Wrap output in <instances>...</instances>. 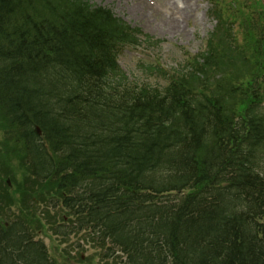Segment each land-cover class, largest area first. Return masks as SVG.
I'll list each match as a JSON object with an SVG mask.
<instances>
[{
	"label": "trees",
	"instance_id": "obj_1",
	"mask_svg": "<svg viewBox=\"0 0 264 264\" xmlns=\"http://www.w3.org/2000/svg\"><path fill=\"white\" fill-rule=\"evenodd\" d=\"M209 2L203 48L152 84L117 55L157 41L110 8L0 0V264L57 261L26 213L52 181L53 233L106 262L264 264V3Z\"/></svg>",
	"mask_w": 264,
	"mask_h": 264
},
{
	"label": "rangeland",
	"instance_id": "obj_2",
	"mask_svg": "<svg viewBox=\"0 0 264 264\" xmlns=\"http://www.w3.org/2000/svg\"><path fill=\"white\" fill-rule=\"evenodd\" d=\"M261 1L264 3V0ZM91 2L112 9L115 16L126 24L140 28L144 34L150 35L158 42L155 46L144 44L136 48H126L119 54L118 62L131 79H148L153 82L160 80L157 76L148 77V74L138 67L139 64L157 63L167 70L177 68L186 57L203 48L206 37L215 26L213 18L208 14L210 4L207 0H91ZM2 120L0 119V129ZM7 134L6 131L4 136ZM4 136L0 130V142ZM17 177L20 178L18 173ZM28 178L31 180L32 176ZM39 184L30 181L25 188L32 191L36 187H42ZM53 186L52 181L45 186L47 188L42 187V194L47 197L32 198L34 203L26 209V213L39 222L40 217L42 218L43 225L36 230L34 237L44 242L51 256L57 259L54 261L55 264H120L118 259L116 262L101 260L98 252L84 240L83 235L87 231L73 233L68 238L53 233L50 214L56 216L53 221H57L55 223L57 227L60 224L70 226L74 220L68 214L61 215L59 210L46 208L49 201L59 199L55 197L56 189ZM12 195L14 198L18 196ZM14 211L18 214L17 209Z\"/></svg>",
	"mask_w": 264,
	"mask_h": 264
},
{
	"label": "bare ground",
	"instance_id": "obj_3",
	"mask_svg": "<svg viewBox=\"0 0 264 264\" xmlns=\"http://www.w3.org/2000/svg\"><path fill=\"white\" fill-rule=\"evenodd\" d=\"M173 1H174V0H173ZM185 1H188V0H185ZM174 3H175V2H174ZM175 5H176V8H178V7H177V2H176V4H175Z\"/></svg>",
	"mask_w": 264,
	"mask_h": 264
}]
</instances>
